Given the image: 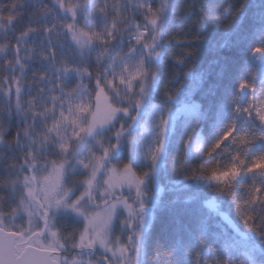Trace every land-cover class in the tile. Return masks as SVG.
Listing matches in <instances>:
<instances>
[{
    "label": "snow or ice",
    "instance_id": "obj_1",
    "mask_svg": "<svg viewBox=\"0 0 264 264\" xmlns=\"http://www.w3.org/2000/svg\"><path fill=\"white\" fill-rule=\"evenodd\" d=\"M0 264H264V0H0Z\"/></svg>",
    "mask_w": 264,
    "mask_h": 264
}]
</instances>
